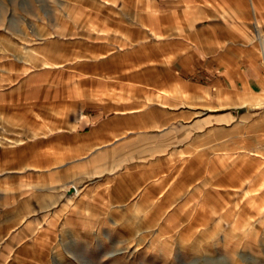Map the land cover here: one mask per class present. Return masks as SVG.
<instances>
[{
	"label": "crops",
	"instance_id": "crops-1",
	"mask_svg": "<svg viewBox=\"0 0 264 264\" xmlns=\"http://www.w3.org/2000/svg\"><path fill=\"white\" fill-rule=\"evenodd\" d=\"M100 2L74 5L80 17L35 40L30 64H1L13 81L0 121L24 127L7 132L20 143L0 158L29 211L64 187L126 203L131 183L143 189L147 172L193 154L221 152L238 172L264 163V0ZM61 196L51 204L71 207Z\"/></svg>",
	"mask_w": 264,
	"mask_h": 264
},
{
	"label": "rangeland",
	"instance_id": "rangeland-1",
	"mask_svg": "<svg viewBox=\"0 0 264 264\" xmlns=\"http://www.w3.org/2000/svg\"><path fill=\"white\" fill-rule=\"evenodd\" d=\"M100 1L0 0V90L13 81L1 64L16 57L30 64L35 40L80 17L74 5L96 8ZM18 125L24 127L0 121V152L20 143L7 136ZM220 153L193 154L175 171L147 172L143 189L139 182L128 186L126 203L120 192L105 195L106 204L101 196L92 203L79 189L67 196L64 187L57 196L74 197L71 207L51 204L57 196L43 192L36 197L49 207L31 211L32 195L15 194L17 179L1 157L0 264H264V163L246 162L238 172L233 167L241 166Z\"/></svg>",
	"mask_w": 264,
	"mask_h": 264
},
{
	"label": "water",
	"instance_id": "water-1",
	"mask_svg": "<svg viewBox=\"0 0 264 264\" xmlns=\"http://www.w3.org/2000/svg\"><path fill=\"white\" fill-rule=\"evenodd\" d=\"M75 193V188L74 187H68L66 189V195L69 196V195H73Z\"/></svg>",
	"mask_w": 264,
	"mask_h": 264
},
{
	"label": "bare ground",
	"instance_id": "bare-ground-1",
	"mask_svg": "<svg viewBox=\"0 0 264 264\" xmlns=\"http://www.w3.org/2000/svg\"><path fill=\"white\" fill-rule=\"evenodd\" d=\"M263 64H264V53H263Z\"/></svg>",
	"mask_w": 264,
	"mask_h": 264
},
{
	"label": "built area",
	"instance_id": "built-area-1",
	"mask_svg": "<svg viewBox=\"0 0 264 264\" xmlns=\"http://www.w3.org/2000/svg\"><path fill=\"white\" fill-rule=\"evenodd\" d=\"M262 61H263V54H262Z\"/></svg>",
	"mask_w": 264,
	"mask_h": 264
}]
</instances>
